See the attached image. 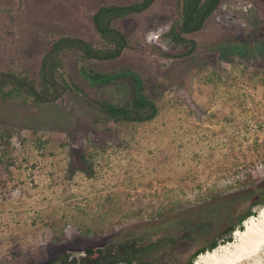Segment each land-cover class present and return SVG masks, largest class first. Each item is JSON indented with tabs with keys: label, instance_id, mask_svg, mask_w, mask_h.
I'll list each match as a JSON object with an SVG mask.
<instances>
[{
	"label": "rangeland",
	"instance_id": "1",
	"mask_svg": "<svg viewBox=\"0 0 264 264\" xmlns=\"http://www.w3.org/2000/svg\"><path fill=\"white\" fill-rule=\"evenodd\" d=\"M133 1L0 0V69L38 82L49 36L98 43L90 14L100 4ZM240 3L264 19V0H222L191 34L198 44L192 56L156 52L158 34L178 17L177 0H157L117 19L130 48L116 60L64 56L58 77L70 75L90 96L118 105L127 103L132 82L90 85L80 65L139 73L158 104L149 121L104 125L97 108L69 91L48 103L23 94L0 99V127L12 130L9 144L0 145V264H44L61 251L82 254L83 243L183 233L187 238L163 259L186 264L213 239L225 243L228 213L237 221L259 198L251 191L264 183V50L220 58L222 46L250 50L259 39L227 8ZM250 208L258 216L264 204ZM208 213L214 214L200 218ZM240 264H264V249Z\"/></svg>",
	"mask_w": 264,
	"mask_h": 264
},
{
	"label": "trees",
	"instance_id": "2",
	"mask_svg": "<svg viewBox=\"0 0 264 264\" xmlns=\"http://www.w3.org/2000/svg\"><path fill=\"white\" fill-rule=\"evenodd\" d=\"M157 0H135L128 3L100 4L90 14L93 27L100 40L98 43L70 34L51 37L45 41L43 53L38 69V82L26 72L14 70H0V99L13 98L17 94L30 97L36 103L55 102L69 91L81 97L88 105L94 106L102 114V123H142L153 119L158 112L157 101L147 91V84L139 73L129 68L115 71H101L86 67H79L80 76L90 85H104L116 80H130L132 90L126 104L118 105L109 100L90 96L86 88L73 80L69 75L66 79L58 77L63 69L67 54H76L80 61L106 62L118 59L123 52L130 48L127 34L118 28L114 22L132 14H140L150 8ZM222 0H177L178 17L172 20L158 35L162 47L156 49L158 55L168 59H180L192 56L197 49V41L191 34L201 31L206 21L219 10ZM245 26L252 30L260 39L249 50L247 46H222L220 58L226 59L229 52L246 55L247 53L262 54L264 50V36L261 28L264 19L252 5L240 3L227 5ZM171 49V50H169ZM178 49V50H176ZM12 130L9 127H0V145L9 144ZM0 164L3 162L0 160ZM253 199L251 205L264 204V183L251 191ZM234 221L231 212L226 220L228 227L223 242L232 240L231 232L235 227L242 229L241 222L251 214V208ZM208 213L200 216L202 220L212 216ZM251 216V215H250ZM187 234L175 236H159L155 239H146L144 235L127 237L110 242L103 246H91L88 243L80 244L82 254H72L61 251L44 261V264H169L163 259L168 250L178 246ZM218 245V239H213L191 256L186 264H192L193 259L206 250H212Z\"/></svg>",
	"mask_w": 264,
	"mask_h": 264
},
{
	"label": "bare ground",
	"instance_id": "3",
	"mask_svg": "<svg viewBox=\"0 0 264 264\" xmlns=\"http://www.w3.org/2000/svg\"><path fill=\"white\" fill-rule=\"evenodd\" d=\"M233 235L231 241L201 253L195 264H240L256 258L264 249V209L258 216H249Z\"/></svg>",
	"mask_w": 264,
	"mask_h": 264
},
{
	"label": "crops",
	"instance_id": "4",
	"mask_svg": "<svg viewBox=\"0 0 264 264\" xmlns=\"http://www.w3.org/2000/svg\"><path fill=\"white\" fill-rule=\"evenodd\" d=\"M43 53V52H42ZM41 57H42V54H41ZM41 60V59H40ZM0 70H3V69H0ZM5 70H11V69H5Z\"/></svg>",
	"mask_w": 264,
	"mask_h": 264
},
{
	"label": "flooded vegetation",
	"instance_id": "5",
	"mask_svg": "<svg viewBox=\"0 0 264 264\" xmlns=\"http://www.w3.org/2000/svg\"><path fill=\"white\" fill-rule=\"evenodd\" d=\"M159 35V34H158Z\"/></svg>",
	"mask_w": 264,
	"mask_h": 264
}]
</instances>
